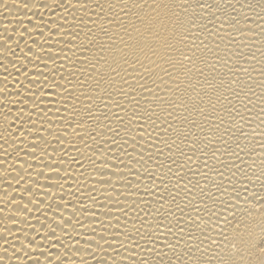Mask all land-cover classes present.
Segmentation results:
<instances>
[{
    "label": "bare ground",
    "instance_id": "obj_1",
    "mask_svg": "<svg viewBox=\"0 0 264 264\" xmlns=\"http://www.w3.org/2000/svg\"><path fill=\"white\" fill-rule=\"evenodd\" d=\"M264 0H0V264H264Z\"/></svg>",
    "mask_w": 264,
    "mask_h": 264
},
{
    "label": "snow or ice",
    "instance_id": "obj_2",
    "mask_svg": "<svg viewBox=\"0 0 264 264\" xmlns=\"http://www.w3.org/2000/svg\"><path fill=\"white\" fill-rule=\"evenodd\" d=\"M259 243H260L261 248H264V238H261Z\"/></svg>",
    "mask_w": 264,
    "mask_h": 264
}]
</instances>
